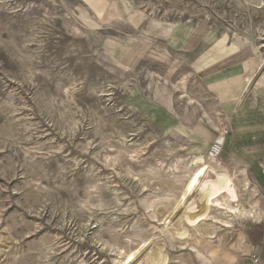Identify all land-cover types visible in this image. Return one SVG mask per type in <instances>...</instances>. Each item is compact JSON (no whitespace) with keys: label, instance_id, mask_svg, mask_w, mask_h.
Masks as SVG:
<instances>
[{"label":"rangeland","instance_id":"1","mask_svg":"<svg viewBox=\"0 0 264 264\" xmlns=\"http://www.w3.org/2000/svg\"><path fill=\"white\" fill-rule=\"evenodd\" d=\"M241 2L0 0V264H119L145 260L144 246L198 264L161 224L179 225L190 159L209 155L219 130L227 142L229 112L244 106L227 109L208 89L207 64L226 49L247 73L261 63L234 35L254 34L264 14L246 11L244 21ZM180 24L206 26L216 41L200 52L194 38L193 49L183 36L172 43ZM176 94L186 96L180 110ZM223 152V166L243 167ZM237 185L262 219L233 220L232 230L207 223L224 245L204 252L214 264H261L264 199Z\"/></svg>","mask_w":264,"mask_h":264},{"label":"bare ground","instance_id":"2","mask_svg":"<svg viewBox=\"0 0 264 264\" xmlns=\"http://www.w3.org/2000/svg\"><path fill=\"white\" fill-rule=\"evenodd\" d=\"M252 9L260 10L264 14V0H242L240 7L241 12L239 9L238 10L242 13L241 15L244 21H247L245 12H251ZM237 30H239L240 33H235L234 37L241 41L244 48L247 47L249 49L250 56L252 58H259V56L262 55L257 72L247 78L249 84L248 91H250L262 74H264V55L262 52L264 48V19L261 21V24L257 27L254 34L242 31L238 28ZM132 74H134L133 76H137L139 72H132ZM154 84L155 80H152L150 83L151 87H153ZM124 86H126V84ZM185 98L186 96L183 94H176L171 98L175 103L174 108L176 110L181 109ZM191 103L192 101H190V104ZM219 132L221 135L215 140L221 143V149L219 151H213L212 146L209 155L201 153L190 159L188 166L192 173L183 186L184 188L177 200L174 210L175 213H177L175 214L177 215L176 217L180 220L179 225L175 227L170 217L164 219L161 224L164 231L172 230L174 232V239L180 242L181 246H187V248L183 247V250L189 248L190 252L194 254V257L192 256L193 259H196L193 261H196L198 264H214V260H212L208 253L204 252V249H210L209 251L214 254V249H219L217 245L219 242L221 245H224L222 239L217 235L219 232H206L204 230V226L207 223L214 225L215 229L224 227L225 229L232 230L234 226L233 220L237 219L244 221L245 219H255L259 222L262 219L259 213V207L256 204L250 206L242 205L241 194L237 190V181L240 179L242 180L244 192L251 193V195L255 197L260 196L258 187L250 179L248 171L245 168H239L233 173L218 160V157L224 150L227 139L225 130H219ZM171 146L177 149V151L181 148L178 144H172ZM213 212L222 213L224 218L221 219L216 217L213 215ZM148 247H143L145 260H135V257H137L139 253H133L129 255L125 254V259L120 260L118 263L171 264V260H169L166 252L163 250L164 248L162 249L157 246V250L149 251ZM121 255L122 254H120V256Z\"/></svg>","mask_w":264,"mask_h":264},{"label":"crops","instance_id":"3","mask_svg":"<svg viewBox=\"0 0 264 264\" xmlns=\"http://www.w3.org/2000/svg\"><path fill=\"white\" fill-rule=\"evenodd\" d=\"M164 30L165 28H158L155 31L156 33L153 34L163 35V33L165 34ZM181 36L184 37H182L183 42L188 41L189 49L194 46L191 38H194L193 40H196V43L199 42L193 47L198 52L205 50L214 40L216 41L214 34L206 26L193 29V27L180 24L170 40L174 43V41L181 40ZM146 39L148 40L146 44L150 47L149 41L153 39L150 36ZM226 50L227 54L220 61L221 63L207 64L209 70L203 77V81L211 92L221 95V103L227 109L232 110L240 104L244 105L232 113L229 112L228 128L231 132L229 131L226 146L229 151L228 155L234 162L243 166L242 168L247 171H253V182L257 185L260 195L264 199V83H259L258 80L248 91L247 76L254 73H247L249 70L246 69L244 63L233 62L235 50L231 52L228 49ZM240 52L241 50L238 53L240 54ZM250 55L248 56L250 62L257 59L252 60ZM200 130L206 134L205 136L201 132L206 138H212L208 135L206 129L200 128ZM259 250L258 259L261 264H264V240ZM221 263H223V260H221Z\"/></svg>","mask_w":264,"mask_h":264},{"label":"built area","instance_id":"4","mask_svg":"<svg viewBox=\"0 0 264 264\" xmlns=\"http://www.w3.org/2000/svg\"><path fill=\"white\" fill-rule=\"evenodd\" d=\"M221 149V143L219 141H216L214 144H213V151H219Z\"/></svg>","mask_w":264,"mask_h":264}]
</instances>
